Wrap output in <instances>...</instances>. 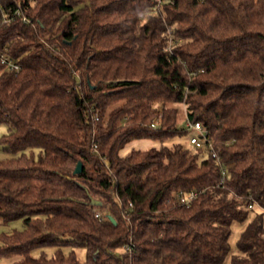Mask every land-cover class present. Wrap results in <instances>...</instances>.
<instances>
[{
    "label": "trees",
    "instance_id": "16d2710c",
    "mask_svg": "<svg viewBox=\"0 0 264 264\" xmlns=\"http://www.w3.org/2000/svg\"><path fill=\"white\" fill-rule=\"evenodd\" d=\"M156 3L0 0L27 17L0 23L22 65L0 63V146L18 154L0 159V225L24 224L0 232V259L264 264V0ZM183 102L219 160L180 140ZM144 138L172 143L120 154Z\"/></svg>",
    "mask_w": 264,
    "mask_h": 264
},
{
    "label": "built area",
    "instance_id": "2783aa9c",
    "mask_svg": "<svg viewBox=\"0 0 264 264\" xmlns=\"http://www.w3.org/2000/svg\"><path fill=\"white\" fill-rule=\"evenodd\" d=\"M165 2L166 0H157V3L154 6V13L156 12L160 13L162 5ZM16 19H22L25 22L27 21V17L22 15L20 8H16L15 10H13L12 8L8 10H4V9L0 10V23L6 24ZM168 32H170V29H168ZM171 44H172V40H170L168 46L170 52L173 51ZM0 63L4 65V67L8 71L18 73L22 69L20 60L10 54L8 47H5L3 50L0 49ZM182 105L184 106L185 127L191 131L189 137L187 138L188 143L197 148L210 149L213 152V156L219 160L220 156L214 148L209 130L203 125L201 121L190 118L187 111V104L185 102H183ZM151 125L152 127H156L157 119H154ZM223 175H225L224 169H223ZM197 196H198V192L195 190L185 191V192L182 191L178 195V200L179 203L183 205H190L197 198ZM253 207H254L253 204H249V208H253ZM99 215L100 213L98 212L97 216Z\"/></svg>",
    "mask_w": 264,
    "mask_h": 264
},
{
    "label": "rangeland",
    "instance_id": "374dc122",
    "mask_svg": "<svg viewBox=\"0 0 264 264\" xmlns=\"http://www.w3.org/2000/svg\"><path fill=\"white\" fill-rule=\"evenodd\" d=\"M174 105L178 107V119L177 120H178L179 127H182V126H184V117H185L184 106L182 104L181 105L174 104ZM7 131H8V126L5 123H0V136L7 133ZM180 140L183 141V143L185 144L186 147H190V148L194 149L193 146L189 145L186 137L183 139H180ZM170 143H172L171 140H167L165 142H162L159 140H152V139H146V138H144V139H133V140L127 142L120 149V154L126 155L129 151H131L134 148L135 149H147V148H151V147L160 148L162 146V144H170ZM16 156H18V154H12V153L5 152L3 150V147L0 146V159L16 157ZM98 211L100 212V210H98ZM23 227H24V224H23L22 219H18V220L11 221V222L4 224V225H0V232L1 231H12L13 229H22ZM232 229H233V231H232V235L230 237V244H231V248L235 249L237 246L238 238H239L243 228H241L237 224H234ZM65 251L69 252L70 249H65ZM75 251H76L77 256L81 260L85 259L86 251L84 248H76ZM122 251H123V249L118 250V252H122ZM42 253L46 254L48 257H51L55 253V248L54 247L35 248L32 251V254L34 256H40ZM0 264H13V263L9 259L1 258Z\"/></svg>",
    "mask_w": 264,
    "mask_h": 264
},
{
    "label": "water",
    "instance_id": "95a60500",
    "mask_svg": "<svg viewBox=\"0 0 264 264\" xmlns=\"http://www.w3.org/2000/svg\"><path fill=\"white\" fill-rule=\"evenodd\" d=\"M82 166H83V163L80 161L78 164H77V167L75 169V172L76 173H80L82 171Z\"/></svg>",
    "mask_w": 264,
    "mask_h": 264
}]
</instances>
